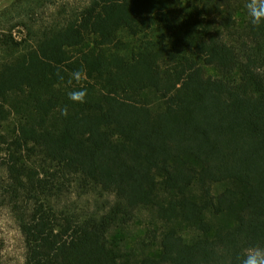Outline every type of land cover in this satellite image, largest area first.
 Masks as SVG:
<instances>
[{
	"label": "trees",
	"instance_id": "obj_1",
	"mask_svg": "<svg viewBox=\"0 0 264 264\" xmlns=\"http://www.w3.org/2000/svg\"><path fill=\"white\" fill-rule=\"evenodd\" d=\"M1 2L0 206L25 264H235L264 246V25L247 0Z\"/></svg>",
	"mask_w": 264,
	"mask_h": 264
},
{
	"label": "rangeland",
	"instance_id": "obj_2",
	"mask_svg": "<svg viewBox=\"0 0 264 264\" xmlns=\"http://www.w3.org/2000/svg\"><path fill=\"white\" fill-rule=\"evenodd\" d=\"M72 1H84V0H64V2ZM6 3V4H5ZM9 4L7 2L0 3V12L8 10ZM51 12H56L53 8ZM14 12L10 13L12 18ZM18 36H21V31L17 32ZM146 217H140V223H136L130 231L122 232L121 240L128 245H133L136 242V236L140 234L146 222ZM0 239L3 244L2 251L0 254V264H25L26 262V245L24 238L20 232V229L11 215L10 211L0 206Z\"/></svg>",
	"mask_w": 264,
	"mask_h": 264
},
{
	"label": "clouds",
	"instance_id": "obj_3",
	"mask_svg": "<svg viewBox=\"0 0 264 264\" xmlns=\"http://www.w3.org/2000/svg\"><path fill=\"white\" fill-rule=\"evenodd\" d=\"M246 9L249 22L255 26L260 27L264 25V0H247L244 5ZM63 80V77H60ZM87 79V74L83 70H77L71 73L68 84L71 85L73 81L80 84ZM88 92L86 88H79L68 93V98L78 104L87 102ZM61 114L65 117L68 115V110L65 107L61 110ZM230 264L233 262L230 261ZM235 264H264V246L255 245L244 248L242 253L236 257Z\"/></svg>",
	"mask_w": 264,
	"mask_h": 264
}]
</instances>
